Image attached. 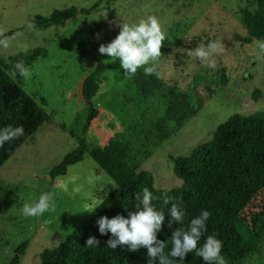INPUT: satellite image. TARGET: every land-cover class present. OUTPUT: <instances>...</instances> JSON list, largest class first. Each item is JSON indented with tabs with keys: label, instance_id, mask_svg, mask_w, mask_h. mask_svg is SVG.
I'll list each match as a JSON object with an SVG mask.
<instances>
[{
	"label": "rangeland",
	"instance_id": "1",
	"mask_svg": "<svg viewBox=\"0 0 264 264\" xmlns=\"http://www.w3.org/2000/svg\"><path fill=\"white\" fill-rule=\"evenodd\" d=\"M96 2V10L79 12L62 25L40 28L34 22L36 14L71 5L89 8ZM255 7L254 0H0V29L18 28L7 36L14 38L10 46L0 47V62L51 118L0 165V264H40V253L58 245L113 189L115 180L94 159L110 138L128 140L139 168L152 173L154 186L171 189L182 185L171 156L189 155L210 141L217 125L232 114L264 109V50L259 41H244L247 29L241 19L244 10ZM148 16L159 19L166 36L155 73L175 89L174 99L200 105L182 125L169 121L173 132L158 146L147 140L146 131L150 122L166 116L170 98L140 95L119 59L98 52L100 44L119 34L122 23ZM212 41L225 46L214 58V69L189 54ZM35 50V60L24 64L32 73L25 79L14 65ZM98 60L105 64L93 98L99 114L85 134L84 158L52 179L53 167L82 134L86 105L81 85ZM46 192L54 195L55 211L22 215L24 204L37 202ZM242 212L264 243V189ZM256 261L254 255L249 264Z\"/></svg>",
	"mask_w": 264,
	"mask_h": 264
},
{
	"label": "trees",
	"instance_id": "2",
	"mask_svg": "<svg viewBox=\"0 0 264 264\" xmlns=\"http://www.w3.org/2000/svg\"><path fill=\"white\" fill-rule=\"evenodd\" d=\"M254 1L256 7L244 10L241 18L247 29L244 37L246 43L264 42V0ZM97 8V2L89 8L81 9L71 5L54 9L48 15L36 14L34 22L40 28L62 25L79 12L89 14ZM17 30L18 28L10 29L4 32V35L12 36ZM37 55V50L33 51L25 57L24 64L32 63ZM104 71V62L98 60L95 68L82 81L81 95L86 105V121L76 147L53 167L52 179L65 174L70 165L84 158L85 134L99 114L93 98L99 90ZM132 77L140 95L162 94L168 96L171 101L166 116L150 122L146 131L147 140L154 146L160 145L172 134L169 121L174 120L182 125L200 108V105L196 108L187 105L183 97L174 99L175 89L164 84L163 79L156 73L145 75L144 71L138 69ZM180 112L182 114H179ZM50 120V115L24 91L18 81L7 74L0 62V130L19 125L24 128L23 136L5 143L0 148V165L30 138L43 122ZM129 146L128 140L113 137L107 141L103 154L94 155L96 162L115 180V185L104 196L102 204L96 207L95 211H91L68 236L58 245L46 248L40 253V264H148L147 248L142 247L135 252L126 247L109 248L107 241L112 238L111 233L101 235L97 224V220L102 216L112 218L119 214L127 218L130 212L138 210L140 202L135 199V193H141L145 187L157 197L152 202L153 207L165 212L162 230L157 233L158 239L168 245L165 254L171 249L172 231L175 228L186 229L191 219L199 216L202 210H207L211 215L200 240L201 246L207 236L214 235L222 241L221 255L227 264H249L254 255L257 261L253 264H264V243L261 235L242 212L243 207L264 189V109L249 115L232 114L217 125L210 141L198 145L189 155L171 156L173 171L182 179L180 187L156 188L152 173L139 168ZM165 194L172 198V202L182 201L186 213L183 223L173 224L172 228L168 227L171 203H162ZM90 236H95L100 244L96 247L85 246ZM24 247L25 244H22L17 248L18 252H22ZM17 259L16 255L14 262ZM174 264L206 262L195 253H190L184 261L175 260Z\"/></svg>",
	"mask_w": 264,
	"mask_h": 264
},
{
	"label": "clouds",
	"instance_id": "3",
	"mask_svg": "<svg viewBox=\"0 0 264 264\" xmlns=\"http://www.w3.org/2000/svg\"><path fill=\"white\" fill-rule=\"evenodd\" d=\"M11 39L14 38L5 36L4 30L0 29V47L8 48ZM165 40L166 36L159 19L156 16H148L135 24L122 23L119 34L106 45L100 44L98 52L106 55L111 61L119 59L121 68L129 78L141 68L144 69L145 75H151L156 72L158 62L163 56L161 49ZM258 46L264 50V42H258ZM224 51L225 46L222 42L212 41L207 46L197 47L189 54L214 69L216 67L214 58L222 55ZM14 68L25 79L32 75L23 61H18ZM23 135L22 125L8 126L0 130V148ZM135 199L140 202V206L138 210L130 212L127 218L118 214L112 218L102 216L97 220L101 235L111 233L112 238L107 241L109 248L126 247L129 251L135 252L145 247L149 258L148 264H174L175 260L182 262L190 253L201 257L206 264H227L221 255L222 241L214 235L207 236L203 245H200L201 237L206 231V222L211 215L209 211L202 210L199 216L191 219L186 229L175 228L171 234V249L165 254L168 245L157 237L165 221V212L157 210L152 204L157 197L145 187L141 193H135ZM162 203L164 205L171 203L168 212L171 217L168 221L169 228H172L173 224L183 223L186 213L182 201L172 202V198L165 194ZM100 204L102 202H98L96 207ZM55 208L54 195L46 192L40 195L37 202L24 204L22 215L38 217L45 212L55 211ZM95 208L88 211H95ZM99 244L100 241L95 236H90L85 242L87 247H96Z\"/></svg>",
	"mask_w": 264,
	"mask_h": 264
}]
</instances>
